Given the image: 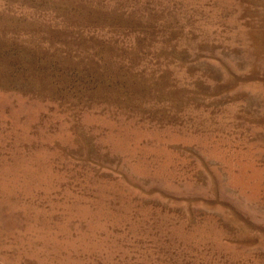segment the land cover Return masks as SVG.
Masks as SVG:
<instances>
[{
  "label": "rangeland",
  "instance_id": "1",
  "mask_svg": "<svg viewBox=\"0 0 264 264\" xmlns=\"http://www.w3.org/2000/svg\"><path fill=\"white\" fill-rule=\"evenodd\" d=\"M0 264H264V0H0Z\"/></svg>",
  "mask_w": 264,
  "mask_h": 264
}]
</instances>
